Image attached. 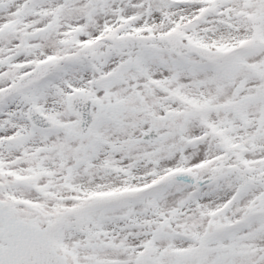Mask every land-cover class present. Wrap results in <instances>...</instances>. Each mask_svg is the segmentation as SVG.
I'll return each mask as SVG.
<instances>
[{
    "label": "snow or ice",
    "instance_id": "obj_1",
    "mask_svg": "<svg viewBox=\"0 0 264 264\" xmlns=\"http://www.w3.org/2000/svg\"><path fill=\"white\" fill-rule=\"evenodd\" d=\"M0 264H264V0H0Z\"/></svg>",
    "mask_w": 264,
    "mask_h": 264
}]
</instances>
